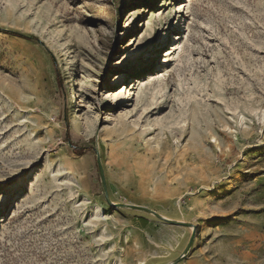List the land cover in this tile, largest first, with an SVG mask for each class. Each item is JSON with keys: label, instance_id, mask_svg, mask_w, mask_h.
I'll use <instances>...</instances> for the list:
<instances>
[{"label": "rangeland", "instance_id": "1", "mask_svg": "<svg viewBox=\"0 0 264 264\" xmlns=\"http://www.w3.org/2000/svg\"><path fill=\"white\" fill-rule=\"evenodd\" d=\"M192 236L180 264H264V0H0V264Z\"/></svg>", "mask_w": 264, "mask_h": 264}, {"label": "bare ground", "instance_id": "2", "mask_svg": "<svg viewBox=\"0 0 264 264\" xmlns=\"http://www.w3.org/2000/svg\"><path fill=\"white\" fill-rule=\"evenodd\" d=\"M166 55H168V54H166ZM136 84H140V83L139 82L137 83L136 80H131L130 85H133L131 87V89H134ZM125 88L126 87H123L122 89L118 90L117 93H114V95L119 94L122 90H125ZM75 93L76 92L72 89L70 101H71L73 106L77 104V98H76ZM128 97L129 96L127 94V96L123 100H125V102H127L129 100ZM160 217H163V216H160ZM165 219H168L170 221H175V222H182L179 219L178 220L173 219V218H165ZM184 223H187V226H184V227H187L189 229V231H190V228L193 230L192 225L194 223H189V222H184ZM195 230H196V227H194V231L190 234L194 235ZM186 234H187V232H186ZM194 242H195V237H193V236L191 237V239L189 241H187V242L184 241V243L180 245V248L178 249V253H176L175 255H172V257H170L167 260L163 259V257H161V256H156V257L153 256V258H151V260H147V259L146 260L150 261L149 262L150 264H180V261L187 255L188 251H190L191 248L194 246ZM144 264H146V263H144Z\"/></svg>", "mask_w": 264, "mask_h": 264}, {"label": "water", "instance_id": "3", "mask_svg": "<svg viewBox=\"0 0 264 264\" xmlns=\"http://www.w3.org/2000/svg\"><path fill=\"white\" fill-rule=\"evenodd\" d=\"M158 217H159V215H158ZM165 220H167V221H169V222L177 223V224H179V225H181V226H187V223H184V222H175V221H170V220H168V219H165Z\"/></svg>", "mask_w": 264, "mask_h": 264}]
</instances>
